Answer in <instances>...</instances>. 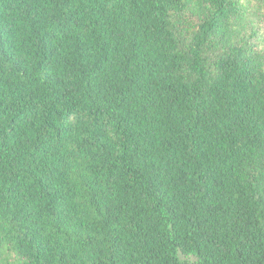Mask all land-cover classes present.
<instances>
[{
	"label": "trees",
	"instance_id": "obj_1",
	"mask_svg": "<svg viewBox=\"0 0 264 264\" xmlns=\"http://www.w3.org/2000/svg\"><path fill=\"white\" fill-rule=\"evenodd\" d=\"M0 264H264V0H0Z\"/></svg>",
	"mask_w": 264,
	"mask_h": 264
}]
</instances>
